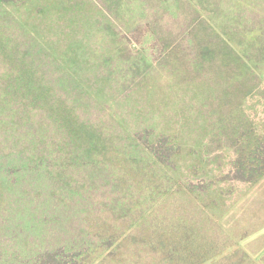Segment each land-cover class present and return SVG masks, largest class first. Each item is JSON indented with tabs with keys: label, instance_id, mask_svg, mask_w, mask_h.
Here are the masks:
<instances>
[{
	"label": "rangeland",
	"instance_id": "374dc122",
	"mask_svg": "<svg viewBox=\"0 0 264 264\" xmlns=\"http://www.w3.org/2000/svg\"><path fill=\"white\" fill-rule=\"evenodd\" d=\"M0 264H264V0H0Z\"/></svg>",
	"mask_w": 264,
	"mask_h": 264
}]
</instances>
